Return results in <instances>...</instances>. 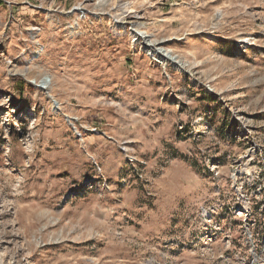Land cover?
Segmentation results:
<instances>
[{
	"label": "rangeland",
	"instance_id": "374dc122",
	"mask_svg": "<svg viewBox=\"0 0 264 264\" xmlns=\"http://www.w3.org/2000/svg\"><path fill=\"white\" fill-rule=\"evenodd\" d=\"M0 264H264V0H0Z\"/></svg>",
	"mask_w": 264,
	"mask_h": 264
},
{
	"label": "bare ground",
	"instance_id": "6f19581e",
	"mask_svg": "<svg viewBox=\"0 0 264 264\" xmlns=\"http://www.w3.org/2000/svg\"><path fill=\"white\" fill-rule=\"evenodd\" d=\"M79 9H80V7H79ZM81 9H88L87 7H81ZM122 25V24H121ZM133 33H135V35H142L139 31H137V29H135V28H133ZM147 37V36H146ZM148 45H151V43L149 44L148 43ZM156 47V46H155ZM166 55L167 56H169V59H171L172 61H173V63H177V64H180V65H182V63H181V59H178V56L176 55H173V54H170V53H166ZM185 65V64H184ZM239 174V173H238ZM235 176V175H234ZM236 178V177H235Z\"/></svg>",
	"mask_w": 264,
	"mask_h": 264
}]
</instances>
